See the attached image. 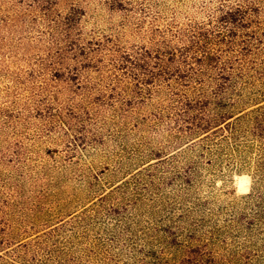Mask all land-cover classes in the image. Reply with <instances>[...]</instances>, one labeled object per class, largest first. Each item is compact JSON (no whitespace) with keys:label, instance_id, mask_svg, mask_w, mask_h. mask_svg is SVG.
<instances>
[{"label":"rangeland","instance_id":"1","mask_svg":"<svg viewBox=\"0 0 264 264\" xmlns=\"http://www.w3.org/2000/svg\"><path fill=\"white\" fill-rule=\"evenodd\" d=\"M229 1L0 0V206L14 225L22 217L36 233L69 220L160 151L174 149L169 122L180 96L171 89L192 94L198 84L190 75L200 65L179 62V55L188 37L205 27L220 31L222 61L247 71L243 79L235 76L230 92L264 98V1L256 2L252 15ZM53 7L48 22L45 13ZM232 8L233 20L225 14ZM66 26L82 42L71 44L79 50V68L89 73L80 80L48 67L63 47ZM100 38L129 55L117 66L109 54L103 65L87 61ZM169 47L178 50L177 61L157 82L162 72L153 53ZM136 53L152 54L153 66L131 59ZM142 73L147 76L140 83ZM47 106L67 125L44 113ZM254 174V167L208 172L200 191L216 206L241 203L259 187Z\"/></svg>","mask_w":264,"mask_h":264},{"label":"trees","instance_id":"2","mask_svg":"<svg viewBox=\"0 0 264 264\" xmlns=\"http://www.w3.org/2000/svg\"><path fill=\"white\" fill-rule=\"evenodd\" d=\"M260 1L264 0L229 2L252 15ZM76 5L73 2L71 7ZM55 10L45 13L48 22ZM234 10L225 13L232 20ZM210 32L205 27L202 33L188 37L179 55V62L187 58L200 65L190 75L198 84L192 94L176 93L179 87L171 89L180 96L174 99L169 122L170 148L174 149L160 151L156 162L134 169L125 181L69 220L47 223L36 233H31L36 226L22 217L14 225L10 211L0 206V264H264V98L251 101L230 92L235 90V76L243 79L247 71L222 61L220 36H216L220 31ZM75 33L66 26L63 47L48 67L80 80L89 73L79 68V50L71 44L82 42ZM98 41L97 54L89 58V53L87 61L103 65L109 54L117 66L130 53L119 45L109 48L104 38ZM153 54L162 72L158 82L172 68L169 62L177 61L178 50L169 47ZM141 55L136 53L131 59L150 61L147 65L153 66L152 54ZM137 75L138 82L147 76ZM50 109L42 111L66 126L67 119ZM6 117L3 123L9 124ZM249 167H254L259 187L241 203L216 206L202 195L205 173L216 176L227 169Z\"/></svg>","mask_w":264,"mask_h":264}]
</instances>
